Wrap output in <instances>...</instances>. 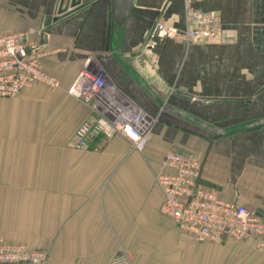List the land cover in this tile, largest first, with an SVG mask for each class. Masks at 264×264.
Wrapping results in <instances>:
<instances>
[{"label": "crops", "instance_id": "obj_1", "mask_svg": "<svg viewBox=\"0 0 264 264\" xmlns=\"http://www.w3.org/2000/svg\"><path fill=\"white\" fill-rule=\"evenodd\" d=\"M114 1L0 0V33L33 28L61 83L0 100V232L46 264H110L123 252L132 264H264L253 239L199 244L179 231L156 182L179 151L200 160L201 184L264 218V124L252 126L264 119V0H188L223 27L192 44L151 42L158 22L186 28L187 0ZM88 57L159 115L143 151L121 134L101 151L67 147L92 113L66 92Z\"/></svg>", "mask_w": 264, "mask_h": 264}, {"label": "built area", "instance_id": "obj_2", "mask_svg": "<svg viewBox=\"0 0 264 264\" xmlns=\"http://www.w3.org/2000/svg\"><path fill=\"white\" fill-rule=\"evenodd\" d=\"M186 28L158 22L154 38H174L187 44L218 40L223 32L220 18L213 12L194 9L185 2ZM30 28L0 33V100L14 98L25 90L44 84L61 88L58 78L48 74L42 64L44 52ZM67 94L92 109L67 143L72 150H103L121 134L133 147L143 151L159 121L158 114L144 110L128 93L116 86L105 68L93 57L85 59L81 70L66 90ZM198 158L169 151L161 160L156 182L165 199L161 212L174 220L177 229L188 233L196 243L234 242L253 239L264 250V218L250 208L225 199L220 192L200 182ZM45 252L24 244H13L0 232V264H46ZM110 264H132L126 253L116 255Z\"/></svg>", "mask_w": 264, "mask_h": 264}, {"label": "water", "instance_id": "obj_3", "mask_svg": "<svg viewBox=\"0 0 264 264\" xmlns=\"http://www.w3.org/2000/svg\"><path fill=\"white\" fill-rule=\"evenodd\" d=\"M130 0H115L114 1V7H121L123 4H125V5H127L128 6V4L130 3L129 2ZM121 19H125V18H123V17H116V18H114V21H120ZM51 20V18H48L47 19V22H49ZM154 41H156V42H160L161 41V39L160 38H154ZM180 95V94H179ZM264 124V119H262V120H259V121H256V122H254L253 124H252V126H260V125H263ZM214 132H217L218 130H213Z\"/></svg>", "mask_w": 264, "mask_h": 264}, {"label": "trees", "instance_id": "obj_4", "mask_svg": "<svg viewBox=\"0 0 264 264\" xmlns=\"http://www.w3.org/2000/svg\"><path fill=\"white\" fill-rule=\"evenodd\" d=\"M127 93V92H126Z\"/></svg>", "mask_w": 264, "mask_h": 264}]
</instances>
